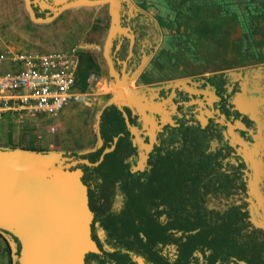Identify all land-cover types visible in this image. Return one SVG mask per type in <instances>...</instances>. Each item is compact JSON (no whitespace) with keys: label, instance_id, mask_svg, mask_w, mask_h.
<instances>
[{"label":"flooded vegetation","instance_id":"1","mask_svg":"<svg viewBox=\"0 0 264 264\" xmlns=\"http://www.w3.org/2000/svg\"><path fill=\"white\" fill-rule=\"evenodd\" d=\"M70 1L74 0H29V5L35 16L43 17L52 13L50 6L59 7ZM118 2V21L109 49L112 68L118 79L134 74L132 82H160L162 77L169 75L187 77L191 72L198 75L206 71L213 75H199L197 78H218L232 68L231 59L240 62L264 59V0ZM93 5L98 7L95 21L101 23L103 19L106 35L110 22L108 3ZM229 22H233L234 26H229ZM234 31L239 36L230 40ZM102 43L100 56L111 83L114 77L108 74ZM220 46L230 50L235 58H225ZM178 66L181 68L178 69ZM183 82L174 88V102L177 104L174 115L179 121H175L174 126L165 124L155 131L152 138H144L142 144L136 141L135 133L130 130L136 117L131 110L123 107L130 123L127 126L117 105L106 107L99 128L102 141L91 152L100 150L98 160L105 148L114 144L113 149L103 155L104 159L107 153L113 154L109 160L116 165L115 174H111L113 176L105 178L102 173H96L94 164H80L88 194L90 189L95 192L97 205L108 200L111 211L108 213L115 217L130 198L125 185L136 183L146 188L150 184L156 185L159 178L157 171L162 172L165 166L163 158L169 153L177 155L179 151L186 150L195 154L204 151L210 158L190 163L195 164L194 171L197 173L193 194L180 193L178 197L173 194L172 198H165L159 193H152L153 199L149 201L147 210L152 218L147 229L143 227L123 234L116 229L122 224L117 219L111 221V229L116 230L115 235H109V238L96 222L94 213L90 235L96 245L110 246L108 248L113 254L115 246L137 245L133 248L138 254L131 253L130 258L117 255L111 264H240L244 261L236 258L240 250L232 251L229 259L211 251L214 246L210 241L213 234L207 227L209 225L195 226L196 218L207 224H219L224 237L234 236L237 241L233 245L235 248L240 246L245 254H249L253 264L258 261L252 251L258 241L264 243V198H261L264 197V173L258 155L249 151L259 129L258 121L252 118L250 111L244 113L232 105L234 81L221 82L220 92L217 91L212 105L207 102L208 105L197 103L191 107H187V103L193 100V96H189L185 88H179ZM119 114L124 124L119 120ZM245 142H248V151L244 150ZM87 154L74 156L89 159ZM177 164L168 162V166L176 167ZM190 226L195 227L183 231ZM222 239L216 241L217 245ZM136 240H139L138 243H135ZM184 251L187 254L182 256ZM261 252L264 253V248ZM226 259L232 262L226 263ZM84 264H95V259L84 256Z\"/></svg>","mask_w":264,"mask_h":264},{"label":"crops","instance_id":"2","mask_svg":"<svg viewBox=\"0 0 264 264\" xmlns=\"http://www.w3.org/2000/svg\"><path fill=\"white\" fill-rule=\"evenodd\" d=\"M24 12V9H23ZM26 14V13H25ZM60 14V13H59ZM57 14L54 18H56ZM98 15V7L92 11L87 20L77 19L74 24L82 28L83 33L80 36L62 38L56 40V38H49L53 43L56 40L57 49H61L62 43L68 42L69 46H75L77 54V67H76V79L73 86L75 93L79 95L90 94L89 97L92 99L89 105H85L83 101L79 99H71L75 101L74 104L68 103L62 110L57 114L52 115L53 117L48 119L45 116L20 118L17 114H7L6 117L0 118V147L2 148H23L32 150H48V149H59L72 154H82L87 146L78 148L79 144L75 142L80 139H87L90 132L87 119L90 116V110L95 109V135L97 136L96 142L91 144V150L101 144V137L99 128L103 112L106 107L113 104L116 105L115 97H113V87L109 82L108 75L106 73L103 59L100 56V43L104 40V26L103 19L101 23H96L95 16ZM21 23L25 24L23 15H17ZM28 17V16H27ZM53 18V19H54ZM29 19V18H28ZM52 19V20H53ZM47 21V22H51ZM46 23V22H43ZM38 23V24H43ZM88 25V26H87ZM229 26L233 27L234 23L229 22ZM92 30V34L89 32ZM56 34V33H55ZM49 35L45 34V38L48 39ZM239 36L237 31H234L230 35L232 38ZM61 38V39H60ZM73 38L72 41L70 39ZM75 42V43H73ZM0 49L10 48L9 45L0 42ZM65 44V43H64ZM229 46V45H228ZM44 51L54 50L52 48ZM59 47V48H58ZM62 47V48H65ZM13 49V48H11ZM220 49L224 53L225 58L234 57L230 50H225L222 46ZM39 52V51H38ZM262 52L264 54V45H262ZM230 64L232 68L225 70L221 77H205V79H198L197 76H211L212 73L209 71L202 72V74L195 75L191 72L190 76L183 77L181 74L177 77L176 75H169L162 77L161 81H149V80H138L136 82H129L128 90L129 96L133 102L128 104L124 99L121 101L122 106L131 110L134 117V124H131L130 130L135 133L136 141L142 144L143 139L147 136L151 138L155 135V131L161 129L165 124L175 125V121L178 117L174 115L177 104L174 102L176 95L174 94V88L181 81L183 87L187 90L189 96H193V100L187 103V107H191L194 104L200 103V105H208L207 102L212 105L217 98V91L220 92L221 82L234 81L235 89L233 90V96L231 99L232 105L241 112L252 113V118L258 121V131L254 135L251 147L247 146L248 142L244 143V150L249 149L252 154H257L260 167L263 168L264 173V59H259L254 62H247L240 60L231 59ZM173 65V63H172ZM171 65V66H172ZM181 66H178L180 69ZM168 70L167 72H169ZM175 72V71H174ZM179 73V71H177ZM78 88V89H76ZM87 102V101H85ZM99 102V103H96ZM131 109L130 107H134ZM179 105V103H178ZM186 107V106H185ZM92 108V109H91ZM198 109V108H193ZM42 116V115H40ZM201 120H204L200 117ZM104 122H106L104 120ZM53 124L56 126L57 131H50L49 125ZM57 124L59 127H57ZM35 131V132H34ZM56 132V133H55ZM76 135V138H75ZM38 136H41L40 138ZM54 144H57L54 146ZM143 147V146H142ZM264 184V181H262ZM262 199L264 197H261ZM4 237L0 233V264H12V252L7 254L4 250Z\"/></svg>","mask_w":264,"mask_h":264},{"label":"water","instance_id":"3","mask_svg":"<svg viewBox=\"0 0 264 264\" xmlns=\"http://www.w3.org/2000/svg\"><path fill=\"white\" fill-rule=\"evenodd\" d=\"M106 1L110 22L102 55L108 74L114 77L111 86L116 105L130 126L121 101L133 102L128 85L134 74L118 79L109 56L119 0H74L59 7L50 6L52 13L43 17L34 15L29 0H22V5L32 22L43 23L68 7ZM113 147L114 144L105 148L97 161L59 149L0 147V233L10 246L12 264H84L85 254L99 251L90 235L94 212L89 206L88 186L80 164L97 165Z\"/></svg>","mask_w":264,"mask_h":264},{"label":"rangeland","instance_id":"4","mask_svg":"<svg viewBox=\"0 0 264 264\" xmlns=\"http://www.w3.org/2000/svg\"><path fill=\"white\" fill-rule=\"evenodd\" d=\"M96 7L97 6L95 5H89L84 7L81 6L68 7L62 10L60 14L56 18H54L51 22L38 24L28 19L27 14L23 12L22 0H0V42L9 45L8 47L13 48L14 50L17 51L44 52L47 46H50L47 49L50 48L57 49L56 40L59 39V37L62 38L64 37L67 39L68 37H70V35L76 37V36H80V34L83 33L82 28L75 25L74 22L77 19L85 20L86 18L88 23L90 21L88 16L92 11L94 12V9H96ZM18 14L21 16L23 15L24 18L23 20L25 21L26 26L22 24L20 19L17 17ZM89 32L92 34V30H89ZM46 33L47 34L52 33V35H49L48 39H46L45 38ZM52 36L53 37L55 36L54 38H56L54 43L53 41H51V39H49L50 37L53 38ZM72 40L73 38L70 39V41ZM64 43H62L61 46L59 47L62 48L69 45L68 42H64ZM89 95L90 94L82 95L87 99V102H84L81 99L79 100L83 101L85 105H89L92 100L89 97ZM73 99H77V98H73ZM70 102L71 100L69 101V103ZM71 103L74 104L75 101H72ZM95 109H92V111L90 110L89 119H87L86 121V124H88V127L90 128V132H88L89 134L88 138L82 139L80 137V139L75 141L77 143L76 145L79 144L78 148H82V147L85 148V146H87V148H85L82 154L89 153V150L91 148H88V146L91 147V144L93 145V143L95 142L97 144L98 141L97 136L95 135V130L93 131V127L95 125V121H94ZM43 116L44 115L39 116V119L40 117ZM3 117H6V115H4ZM52 117L53 116L47 115L46 118L50 119ZM24 118L30 119V117H24ZM57 127H59L58 124ZM56 145L57 144H54V146ZM69 149H72V147L67 148V151ZM182 154L185 155V153ZM166 158L167 157L163 158L165 167L168 166V161H167L168 159ZM189 160L191 161V159ZM194 165L195 164L190 165L191 167L185 165L184 169L177 168L173 170L172 168H170L172 173L167 169L163 170V172L157 171V174L159 175L158 183L156 185L150 184L149 186H147V188L145 185L142 186L136 185V183H129L128 185H125L126 191L130 194V198L128 200V203H126L124 208L118 213L119 215H116L115 217L113 216L114 218L113 220L118 219L122 223L116 229L123 234H127L130 231H136L137 229H143V227L144 229H147V227L151 223L150 220L151 216L147 213V210L149 207V201L153 199L152 193L153 192L159 193L162 196H165V198L166 196L172 198L173 194L178 197L180 195V192L181 193L184 192L182 191L184 189L183 188L184 186H181V182L184 181L185 178H192L193 180L197 179L196 176L197 173L195 171H192ZM179 166L181 167V165ZM102 170L105 171L106 174L111 175V174H115V171L117 169H116V165L113 164V162L111 163V161L110 162L107 161L103 165ZM176 189L177 192L174 193ZM210 227L211 230L217 229L215 226H210ZM3 239L5 240V238ZM258 242L259 244L254 245L252 254L255 258H257L261 262H264V253L261 252L262 249L264 248L263 247L264 243H262L261 241ZM4 243H5L4 250L7 251L6 246H8L10 250V246L8 242L5 240ZM261 244L262 246H260ZM235 250L239 251L242 250V248L240 247L235 248ZM8 253L9 251H7V254Z\"/></svg>","mask_w":264,"mask_h":264},{"label":"built area","instance_id":"5","mask_svg":"<svg viewBox=\"0 0 264 264\" xmlns=\"http://www.w3.org/2000/svg\"><path fill=\"white\" fill-rule=\"evenodd\" d=\"M77 61L74 45L44 52L0 49V117L52 116L73 98L87 101L73 90Z\"/></svg>","mask_w":264,"mask_h":264},{"label":"trees","instance_id":"6","mask_svg":"<svg viewBox=\"0 0 264 264\" xmlns=\"http://www.w3.org/2000/svg\"><path fill=\"white\" fill-rule=\"evenodd\" d=\"M119 120L122 121V123L124 124L123 118L120 114H119ZM108 138L110 139V137H108ZM122 139L123 138H121V140ZM99 153H100V150L97 152H89L87 155H89L90 160L95 161V160H97ZM182 153H185V155H187V156L183 155ZM111 155H113V154L107 153L105 155L104 159L100 162V164H97L96 166L93 167V170L96 173H100V174L102 173L103 177H105V178L108 177V174H106L105 171L102 170V168H103V165L105 164V162L110 160ZM177 155H174L172 153L168 154V156L166 158V159H168L167 161L168 162L174 161V162L178 163V165L176 167L171 166V165L167 166V167L164 166V169H162V172H163V170L167 169L172 173L170 168H172V169L173 168L184 169L185 165L190 166L191 165L190 163H192V161L210 160V158L204 153V151H199V152H196L195 154H191L190 152H188L186 150L185 151L182 150V151H179V153H177ZM189 159H191V161ZM179 165H181V167ZM194 167H193L192 171L195 170ZM175 169H173V170H175ZM157 182H158V179H157ZM195 183H196V179L193 180L192 178H185V180L181 182V186H184L183 187L184 189L182 190L184 192L183 193L180 192V193L181 194H188V193L193 194L194 190H192V188H193ZM181 186H180V188H181ZM95 196H96L95 192L93 190L91 191V189H90L89 190V206H90L91 210L95 213V220H97L96 222H99L101 228L103 230H105V232L108 236L109 235L114 236L115 235L114 230H116V229H114V230L111 229L112 228V222L111 221H113L114 218L112 215H110V213H108V212H111L109 210L108 200H106L104 202H100L98 204L99 205L98 206L96 203V197ZM188 198H190V197H188ZM185 219H188V218L186 217ZM196 222H197V225H195V226H198V225L200 226L202 224L209 225L207 227L210 228V232H212V234H213L212 240H210V241H211V245L214 246V247H211V251H214L216 254H218L222 258L225 257V258L229 259V255L232 254V251L235 250V247L233 245H234V243L237 242L234 239V236L227 235L226 237H224L225 233L223 234V229L221 227H219V224H215L214 222H212L211 224H209V223L207 224V222L201 221L198 218H196ZM227 225H229V224H227ZM91 226H90V229H91ZM195 226L186 227L185 229H183V231L191 230V228H193ZM210 226H215L217 229L211 230ZM200 227H202V226H200ZM110 236H109V238H110ZM222 237L224 239H222L221 244L217 245L218 243L216 241L221 239ZM138 239H139V236H138ZM225 239H226V241H225ZM138 241L139 240H136L135 243H138ZM136 246L137 245H133L131 247L115 246L113 248V250H114V254H113L108 248L110 246L103 247V246L98 245V243H97V247H98L99 251L97 253H87V254H85V258L86 259H88V258L95 259V264H111L117 255H120V256H123L126 258H130L131 253L132 254H138L137 250H135L133 248ZM238 247H240V246H238ZM6 248H7V251L10 252L8 246H6ZM199 251H202V249H199ZM186 252L184 251L182 253V256L186 255L187 254ZM236 258L244 260V261L248 262L249 264H253V262L250 258V255L247 253L245 254L243 252V249L240 250L239 255H236ZM227 259L225 261L226 263L232 262L231 260H227ZM252 259H253V257H252ZM256 260L257 259H254V261H256ZM255 264H264V262H261L260 260H258L255 262Z\"/></svg>","mask_w":264,"mask_h":264}]
</instances>
